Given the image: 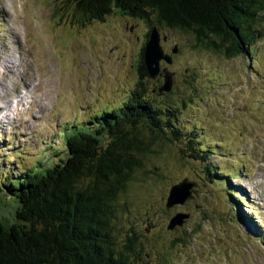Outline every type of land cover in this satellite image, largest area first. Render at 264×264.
<instances>
[{
	"label": "rangeland",
	"instance_id": "374dc122",
	"mask_svg": "<svg viewBox=\"0 0 264 264\" xmlns=\"http://www.w3.org/2000/svg\"><path fill=\"white\" fill-rule=\"evenodd\" d=\"M257 27L263 39L250 56L232 58L158 28L165 53L178 47L171 64L160 62L172 88L158 97L150 90L163 80L147 75L142 82L150 102L169 113L166 137L176 140L155 142L141 158L143 171L125 183L109 220L119 250L135 232L139 264H264V11ZM148 32L143 20L116 11L87 22L64 0H0V104L17 89L22 105L8 111L14 119L32 108L25 92L38 90L39 78L47 89L36 91L42 111L34 107L25 125L1 122L0 186L38 161V168L56 164L70 128L91 127L94 116L137 90ZM134 133L151 135L140 127ZM184 178L197 183L192 200L166 208L170 187ZM176 213L189 218L168 231Z\"/></svg>",
	"mask_w": 264,
	"mask_h": 264
},
{
	"label": "trees",
	"instance_id": "16d2710c",
	"mask_svg": "<svg viewBox=\"0 0 264 264\" xmlns=\"http://www.w3.org/2000/svg\"><path fill=\"white\" fill-rule=\"evenodd\" d=\"M64 1L87 22L116 11L143 20L149 32L164 27L188 34L197 46L226 58L250 56L251 46L263 39L257 25L264 0ZM142 53L137 90L127 100L94 116L91 127L70 128L65 157L56 164L38 168V161L0 186V264H139L135 232L119 250L109 220L125 183L143 171L141 158L155 142L176 140L166 137L173 128L169 113L146 97ZM160 86L150 92L170 93H159ZM139 127L151 135L139 138Z\"/></svg>",
	"mask_w": 264,
	"mask_h": 264
},
{
	"label": "water",
	"instance_id": "95a60500",
	"mask_svg": "<svg viewBox=\"0 0 264 264\" xmlns=\"http://www.w3.org/2000/svg\"><path fill=\"white\" fill-rule=\"evenodd\" d=\"M160 37L157 28L152 27L143 48V62L148 77L154 78L159 74L163 77V84L158 89L159 93L170 92L173 83L172 73L168 72L166 68L161 69L160 62L164 61L166 64H171L172 55L178 52V47L175 45L171 49V54L165 53L160 45ZM163 40H165V37H163ZM196 187V182L189 181L186 178L172 185L165 200V207L169 209L178 205L183 206L186 202L192 200L193 190ZM188 218V213H176L169 219L166 229L171 231L176 227H181ZM145 232H148V228Z\"/></svg>",
	"mask_w": 264,
	"mask_h": 264
},
{
	"label": "bare ground",
	"instance_id": "6f19581e",
	"mask_svg": "<svg viewBox=\"0 0 264 264\" xmlns=\"http://www.w3.org/2000/svg\"><path fill=\"white\" fill-rule=\"evenodd\" d=\"M20 51V50H19ZM7 66V65H6ZM7 70V67H4V70ZM10 71V70H9ZM3 71H1V74L0 75H3V73H2ZM43 77V76H42ZM40 79L41 78H39V82H40V84L41 85H43V86H41V85H39L38 83L36 84V89H38V90H41L43 87H45V88H43V90H44V94H46L47 93V89H46V85H44L41 81H40ZM27 80H29V79H27ZM44 82V81H43ZM38 86V87H37ZM35 87H31V89H34ZM0 88L2 89V85L0 86ZM29 88V87H28ZM27 89V88H26ZM46 89V90H45ZM4 90H5V88H4ZM28 90V89H27ZM38 90H36V91H38ZM7 91V90H6ZM5 91V92H6ZM15 91V93H16V95H14V96H11L8 100H7V102H6V105L4 106V105H1L0 104V125H2V126H4L3 124H1V122H3L4 120H6V122H4V123H7V124H11V122H13L14 121V119H18V120H22L21 121V123H20V126H23V125H25L27 122L24 120V117L26 116V115H33L31 112L33 111V109H34V107L36 108V109H38V111L39 112H41L42 110H41V108L39 107V104H38V102L39 101H35V99H37V98H35L34 96H37L36 95V91L34 92L35 93V95H34V93H32V92H29V93H27V92H25L26 94H28L29 95V97L32 99V102H31V104H32V108H30V109H27V113H22L21 112V114L19 115L18 113V117L17 116H15V118L14 119H12V117H10L9 115V113H8V111H10V112H17V110H18V107L19 106H21L22 104H21V102L18 100L20 97H19V95L17 94V93H19L18 91H17V89L16 90H14ZM32 91V90H31ZM4 92V91H3ZM49 93V92H48ZM27 95V96H28ZM24 96V95H23ZM17 99V100H16ZM21 99V98H20ZM45 100H47L46 98H45ZM2 101V100H1ZM0 101V102H1ZM5 102V101H4ZM11 102H13L14 103V105H15V107H14V109L13 110H9L8 108H7V106H9V105H7V103H11ZM23 103V102H22ZM35 103H36V105H35ZM40 103V102H39ZM41 105V104H40ZM42 106V105H41ZM44 107V106H43ZM44 109V108H43ZM20 113V112H19ZM13 116V115H12ZM17 117V118H16ZM28 120V119H27ZM0 128H1V126H0Z\"/></svg>",
	"mask_w": 264,
	"mask_h": 264
},
{
	"label": "flooded vegetation",
	"instance_id": "af4514ba",
	"mask_svg": "<svg viewBox=\"0 0 264 264\" xmlns=\"http://www.w3.org/2000/svg\"><path fill=\"white\" fill-rule=\"evenodd\" d=\"M172 58H173V57H172ZM160 68L163 69V66H160ZM154 79H155V80H157V79H161V80H163V77H162L161 74H159V75H157L156 77H154ZM152 90H154V89H152Z\"/></svg>",
	"mask_w": 264,
	"mask_h": 264
},
{
	"label": "clouds",
	"instance_id": "9594fccd",
	"mask_svg": "<svg viewBox=\"0 0 264 264\" xmlns=\"http://www.w3.org/2000/svg\"><path fill=\"white\" fill-rule=\"evenodd\" d=\"M5 2L10 4L11 3V0H5Z\"/></svg>",
	"mask_w": 264,
	"mask_h": 264
}]
</instances>
